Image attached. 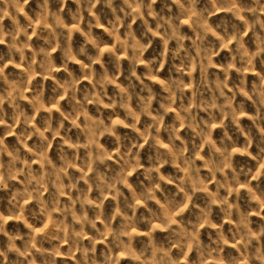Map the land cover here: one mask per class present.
Instances as JSON below:
<instances>
[{"label":"clouds","instance_id":"clouds-1","mask_svg":"<svg viewBox=\"0 0 264 264\" xmlns=\"http://www.w3.org/2000/svg\"><path fill=\"white\" fill-rule=\"evenodd\" d=\"M0 264H264V0H0Z\"/></svg>","mask_w":264,"mask_h":264},{"label":"rangeland","instance_id":"rangeland-1","mask_svg":"<svg viewBox=\"0 0 264 264\" xmlns=\"http://www.w3.org/2000/svg\"><path fill=\"white\" fill-rule=\"evenodd\" d=\"M6 23H7V21H6ZM11 139V138H10Z\"/></svg>","mask_w":264,"mask_h":264}]
</instances>
